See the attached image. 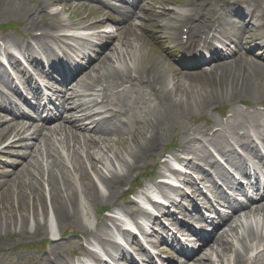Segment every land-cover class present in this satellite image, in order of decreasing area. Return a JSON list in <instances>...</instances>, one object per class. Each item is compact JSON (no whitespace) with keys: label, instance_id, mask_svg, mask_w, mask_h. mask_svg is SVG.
Wrapping results in <instances>:
<instances>
[{"label":"bare ground","instance_id":"obj_1","mask_svg":"<svg viewBox=\"0 0 264 264\" xmlns=\"http://www.w3.org/2000/svg\"><path fill=\"white\" fill-rule=\"evenodd\" d=\"M84 1V0H79ZM102 0H95L97 3H101ZM262 0H257L258 3H260ZM9 5L12 6H19L20 14L21 15H27L29 14L30 10L29 8L22 2L19 1L16 3L15 0H0V11H4L3 6L7 7ZM107 5V4H106ZM47 8V7H46ZM41 11H43V6L40 7ZM259 12H262L260 10ZM46 14L51 16L53 19L57 20L60 30H63L62 27L63 24H66L64 22V19L61 17V14L57 11H49L48 8L46 9ZM254 21L251 22L249 25L250 29L252 30V26L255 25L256 29L264 27V20L263 18H259L258 15L253 16ZM255 21L256 24H255ZM38 24L37 18L34 17L31 20H29L28 28L32 29L36 27ZM71 27H74V25H71ZM242 32H244L245 28H241ZM257 35L253 36L252 39H254ZM8 38V37H6ZM6 40V46L5 49L10 50L11 45L10 42L12 41L11 38L5 39ZM49 42L46 38H33L30 41L29 46L33 48L36 51H39V48L41 44L44 42ZM34 42H38V44H35ZM18 42H16V45ZM246 45V44H245ZM264 45V44H263ZM262 45V46H263ZM19 46V45H18ZM247 46V45H246ZM264 48V46H263ZM252 50V48H250ZM126 53L135 56L138 54V51H135L134 48L131 46L129 51L126 50ZM7 55L10 56L9 60L11 62L18 61L15 55H11L9 51H7ZM28 56L27 54H24ZM231 58L235 57H228L225 58L221 63L216 62V65L214 68L209 72L206 71L205 74L207 77L210 78L211 83L207 86V88H202L201 91L198 90V88L195 87L194 82L190 81L191 79H188L185 82H181V77L175 78L174 87H172L170 84H167L166 81L162 80V86H159L163 88L164 90V98L165 101L162 105V107L158 108H152L151 112L152 114L149 116L148 126L144 127V132L137 134V136H133L134 139L132 140V143H129L125 145L122 151H116L113 150V158L111 156H105L104 154L96 151L95 148H88L85 146L86 141L88 139H83L84 144V150L90 151L89 154V161L91 160V167H93L95 161L101 165V168H95V173L101 181L102 186L95 184L93 179L91 178V175L86 171V168L84 166V162L80 159L79 152L82 151V146L75 149L73 153H70L69 150L66 149L65 144L68 142V138L66 134L60 133L59 130L61 126L56 125V120H50L47 124L50 125V128L48 131L42 130L40 131V142L36 143V145L31 149L30 153H28V156L25 157L26 164L22 165L21 169H16L11 163L6 162V166L10 167L11 171L9 172V175H3L1 176L3 181L0 184V189L6 187H11V181H14V179L18 180L21 179V176L27 177L29 176L24 182L23 186L30 185V178H33V183L36 184L38 189L35 191L36 198L38 199V203L35 204L33 202V218L38 217L34 224L30 225L31 216L28 214L27 210L21 209L18 206L17 209L19 211V216L16 217L15 215L10 213V216H7L5 221V233L3 231H0V236H7L8 234H11L12 231H8V228H11V226H14L15 230H17V227L19 228V232L23 233L24 235H28L26 237V240L28 238H31V240L38 238L41 236H47L48 230L51 233V229H47L48 222L45 221L48 219L47 215V206L45 204V195L44 192H42V183L43 181H46L49 183L50 181H54V183L51 186V192L49 195V205L52 209V212L54 214V218L56 222L58 223V226H63V224L70 223L72 228L74 226L78 227L81 231H83L84 235L82 240H78V245L80 249L75 248L76 250H80L79 252L83 254L90 255L92 257H95L91 255V252L89 249H86L85 246L88 244L89 246H95L98 245L103 248L104 253L114 259L115 261H122L123 263H128L130 261V257L122 252L120 247H118L115 243H113L114 236L111 230V227H108L106 224L101 223L97 224V221L100 219L99 213V206L102 204H106L113 202V204H116L120 200V196L118 193V188L123 186L125 182L130 178L131 174H134L135 169L139 167L138 164L141 162V157H145L147 154H150L155 148L161 146L164 141L166 140L164 137L161 136V128L164 126V124H168L169 126H173L174 123L178 120H182L181 117L186 115L189 112V106L188 104L190 102L199 101L200 106L195 107L194 109L191 108L190 110L195 109H205L207 107V103L210 101H216L221 99H227L228 91L230 88H233L231 91V96L233 95L234 91H238L237 98L240 97H247L257 94L260 90L255 89L258 88V81L261 80V78L264 77V62L261 61H247V65L245 66V70L243 73H240L238 69L235 66V60L228 61ZM131 63L136 64L139 67V62H137V56L135 58L133 57L132 60H129ZM126 59L121 60L122 67H126ZM44 65L46 63H41L40 65ZM0 65L1 60H0ZM231 68L232 72H229L228 69ZM20 78H24L23 72L18 73ZM241 74L243 76L242 80L244 81L242 85L238 86L235 85V79H238V75ZM190 78H195L196 74L189 73L187 74ZM190 81L191 83L187 84V82ZM1 93L5 94V90H0V97ZM264 95V91L260 94V96ZM230 97L229 99H231ZM228 99V100H229ZM178 116V117H177ZM61 122H64L68 125L69 129L72 127L78 128L72 121H65L61 120ZM12 122L8 120L6 122V127L11 124ZM254 123L258 126H260L259 121H254ZM5 124V122H4ZM94 126V125H92ZM13 129H15V132L17 131L18 127L13 125ZM8 131L5 133L4 137H8L10 134H13V129H10L7 127ZM10 129V130H9ZM96 132H99L101 134H105L106 130H100L98 128H95ZM6 131V128H5ZM89 131H87L88 133ZM17 135L14 136V140L11 142L9 147L12 148H20L23 149L24 144L29 141V137L25 136H19L22 135V130H19ZM55 136V138H54ZM90 136V135H89ZM0 137H2L0 133ZM64 145L62 147L61 145ZM75 144H80L79 140L75 141ZM82 144V143H81ZM100 145L97 144V147ZM60 147L62 149L60 150ZM107 148V146H106ZM186 149H192L191 147H187ZM185 149V150H186ZM67 150L69 152V159L74 164L75 169V163H80V165L83 167L80 171H78V174L75 176H71L66 171L67 168H70L66 165V163H63V156L62 151ZM44 155H46V160ZM109 157V158H107ZM41 158V162H38V160ZM194 158L195 159H203L204 156H200L197 153L194 152ZM232 158V157H230ZM142 162H145V159L142 160ZM203 163H207L208 160L205 158L202 160ZM183 164H190V162H182ZM231 164V161H229ZM235 166V163L232 164ZM29 167H32L34 169V172L30 170ZM196 167H198L196 165ZM213 171L217 173V175L224 179L223 177V171L220 168H217L215 164H211L210 166ZM192 170L199 171L202 174V181L204 182H210L211 183V176L209 177L208 174H205L200 168H195L193 166ZM28 180V181H27ZM225 180V179H224ZM79 184L78 186L75 185V182ZM227 181V180H226ZM196 193H200V191L196 188V186H193ZM218 194L221 192L219 189H217ZM14 191V190H12ZM157 191L160 194H163L168 198L169 203H171L174 208L178 210L184 209L183 206L180 203V206L177 205L173 199L168 193H165V187L162 186L160 190L157 189ZM173 191V190H172ZM105 192H107L105 194ZM178 192H182L181 190H178ZM18 194L16 195V200L19 201V197L21 196L20 193L15 192ZM221 198L224 196L222 193H220ZM173 197L178 198L179 195H173ZM225 197V196H224ZM182 199L184 201L186 200L185 194L182 195ZM225 199H227L225 197ZM172 200V201H171ZM132 202L127 203V205L122 208H114V216L110 217V221L113 226L118 227V220L115 217V214L122 212L130 216V213L133 210H140L138 209L137 204L134 206H129V204ZM37 207V208H36ZM156 207V205H155ZM89 208L91 210H94V212L97 214V221H89L88 214H89ZM158 212L161 213L163 211V207L157 205ZM255 210L259 211L260 213H264V210L259 205L256 206ZM254 210V211H255ZM12 211V209H10ZM184 211V210H183ZM186 212V211H185ZM40 213L43 217H40ZM141 214V213H139ZM47 217L46 219H43ZM42 218V219H41ZM144 218L147 220L145 225L137 224L140 230L147 236L148 228L153 224L156 226L157 218L154 215H150L145 212ZM47 226V227H46ZM3 226H0V229H2ZM54 231V230H53ZM77 232V230H76ZM254 230L251 228H248V235L251 237ZM55 233V231L53 232ZM52 234V233H51ZM56 236V235H54ZM253 239H264L262 235H259L257 233H254L252 235ZM34 241V240H33ZM56 240L54 241V244H52V250L56 252L59 251L58 245L56 244ZM34 243V242H32ZM88 246V248H89ZM17 247L13 248V251H16ZM235 261H233L234 264H240L244 256L242 257L239 252H236ZM56 255L54 258H43L41 263L39 264H75L74 260H66L64 258H59ZM213 255H216V259L214 260L210 256L205 257L206 264H224L223 260H225V255H227V252H216ZM6 256H12L10 253H5ZM98 258V257H97ZM242 258V261L240 259ZM99 259V258H98ZM232 262V261H231ZM227 263H230L229 260H227Z\"/></svg>","mask_w":264,"mask_h":264},{"label":"rangeland","instance_id":"obj_2","mask_svg":"<svg viewBox=\"0 0 264 264\" xmlns=\"http://www.w3.org/2000/svg\"><path fill=\"white\" fill-rule=\"evenodd\" d=\"M74 4V3H73ZM32 7H34L33 4H31ZM67 6V5H66ZM9 22L8 20V16H5V19L1 20L0 25ZM25 24L23 25L24 29ZM10 191V190H8ZM8 191H2L4 192L1 196H0V226H3L2 229H0V231H3V233H5V221L7 216H10V213L15 215L16 217L19 216V211L17 209V202L13 199V194L12 192H8ZM19 192H21V195H24V199L21 197V199L19 200L20 203V207L21 209H25L27 210L28 214H32V199L28 198L26 194H28V192L26 191H21V188H19ZM10 208L12 209V211H10ZM25 237V235H24ZM24 237H19L18 239H22V240H26ZM17 245V244H16ZM4 247L5 248V239L4 236H0V248ZM32 251L31 253L33 254ZM26 255V253H25ZM3 256V255H0ZM5 257V256H4ZM11 257V256H9ZM33 255L29 258H32ZM0 263L1 264H5V259L0 257Z\"/></svg>","mask_w":264,"mask_h":264}]
</instances>
